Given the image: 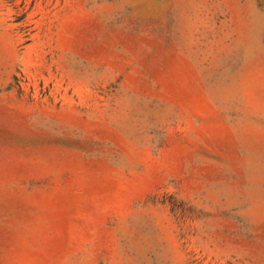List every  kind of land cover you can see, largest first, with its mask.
I'll list each match as a JSON object with an SVG mask.
<instances>
[{
	"label": "rangeland",
	"instance_id": "1",
	"mask_svg": "<svg viewBox=\"0 0 264 264\" xmlns=\"http://www.w3.org/2000/svg\"><path fill=\"white\" fill-rule=\"evenodd\" d=\"M0 264H264V0H0Z\"/></svg>",
	"mask_w": 264,
	"mask_h": 264
}]
</instances>
